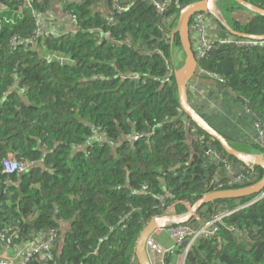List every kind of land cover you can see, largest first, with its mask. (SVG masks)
I'll return each mask as SVG.
<instances>
[{"label":"trees","instance_id":"obj_1","mask_svg":"<svg viewBox=\"0 0 264 264\" xmlns=\"http://www.w3.org/2000/svg\"><path fill=\"white\" fill-rule=\"evenodd\" d=\"M153 1L166 3L164 14L151 0H0L9 9L0 13V245L53 235L49 255L32 264H137L136 243L152 218L184 215L205 194L263 178L262 167L251 171L226 154L181 109L170 74L182 47L171 32L181 9L203 0ZM219 1L232 30L264 36V16ZM241 1L264 10V0ZM55 3L73 32L55 33L44 19ZM232 37L213 21L211 39ZM199 68L223 82L201 76L206 102L189 88L192 106L235 149L260 154L264 49L217 45ZM208 150L246 181L229 186ZM8 156L32 166L8 174ZM220 216L215 237L197 238L185 264H264V192L210 202L184 225L197 231Z\"/></svg>","mask_w":264,"mask_h":264},{"label":"water","instance_id":"obj_2","mask_svg":"<svg viewBox=\"0 0 264 264\" xmlns=\"http://www.w3.org/2000/svg\"><path fill=\"white\" fill-rule=\"evenodd\" d=\"M217 1L218 0H203L189 4L186 7L182 8L180 11V15L176 27L171 32L172 43H174L176 41V37H178L181 43L182 50L185 55L184 64L180 68H177L174 72V75L172 76L175 77L176 86L179 94L180 106L182 111L189 118L190 122H192L198 129L204 131L212 139L218 142L226 154L238 160L239 162H241L242 164H244L245 166H247L252 170L256 166H260L264 169V158L256 155L244 154L238 151L237 149H235L226 140L224 136H222L219 132H217L214 128H212V126L197 112V110L192 106V104L189 101L188 90L190 88V84L192 80L194 79L197 73L199 66V62L196 57L192 43V32H191L192 18L196 13H200V12L213 13L214 6ZM236 1L244 5L247 8V10H249L252 14L264 16V10L246 4L241 0H236ZM217 19L231 34H233L236 37L252 39V40H264V36H251L248 34H240L232 30L228 26V24L222 19H219L218 17ZM263 192H264V175L263 178L257 184L251 186H246L238 189L214 191L205 194L184 215L181 216L164 215V216H158L152 218L140 233V236L136 243L135 255H136L137 264H152L148 250V241L156 232L160 230H165L171 225H184L192 217L196 216L198 211L203 206H205L210 202H214L216 200L236 199L246 196L259 195Z\"/></svg>","mask_w":264,"mask_h":264},{"label":"built area","instance_id":"obj_3","mask_svg":"<svg viewBox=\"0 0 264 264\" xmlns=\"http://www.w3.org/2000/svg\"><path fill=\"white\" fill-rule=\"evenodd\" d=\"M23 1L25 2V4H27L30 7V3L28 2V0H23ZM151 1L156 6L158 12L160 14H164V12L167 9L166 3H160L153 0ZM217 17L219 19H222L219 16V14L216 11H214L213 13H209V12L196 13L192 18V22H191L192 43L199 63L202 60H204L208 55V53L211 50H213V48H215L217 45L228 46V47H239L246 50H254L257 48L264 49V40H252V39H245L239 37L211 39L210 38L211 28L213 25V21L214 20L218 21ZM39 34L40 36H42L44 32H39ZM174 72L175 71L172 68V72L170 74L171 78L174 75ZM201 76H206L207 78H211L223 82V80L217 77L215 74L201 70L198 66V70L194 77V81H192L193 82L192 85L194 86V88H196L197 84L201 82ZM256 127L258 128L261 135L260 145L262 148V152L260 154H256V156L264 158V132L261 126L257 125ZM207 154L217 162H220L224 170L227 172V174L232 177L231 180L227 183L229 186L238 185L246 181L244 175H239V176L233 175V168L230 162L228 161V159L221 158L218 153H214L211 150H208ZM31 166L32 164L21 163L15 160L12 156H8L3 161L4 171L8 174L24 173ZM250 170L253 171L254 169L253 170L250 169ZM221 218H222L221 216L217 217L216 219L212 220L210 223H208L207 225H205L204 227H202L197 231H192L188 226L185 225L169 226L165 230L168 231V235L173 241V245L170 247H165L162 244L158 243L153 238L154 236L153 235L148 241V250H149V254H151L150 259L152 264H168L166 261L167 256L174 253L176 250L187 244L183 252L177 257L176 261L174 262V264H185L187 253L191 245L195 242L197 238L215 237L214 235H216L218 232L217 225L218 222L221 221ZM4 239H5V233L3 231H0V240H4ZM53 241H54V236L51 235L46 242H41L38 245L34 244L32 248L30 247L29 250H27L21 256L8 254V251L6 250L5 246L0 245V264H32L35 258L38 255L42 254L43 252L46 253L47 256L49 255L48 252L53 244ZM151 251L153 252V254L151 253Z\"/></svg>","mask_w":264,"mask_h":264},{"label":"crops","instance_id":"obj_4","mask_svg":"<svg viewBox=\"0 0 264 264\" xmlns=\"http://www.w3.org/2000/svg\"><path fill=\"white\" fill-rule=\"evenodd\" d=\"M8 10L9 9H7L5 6H3L0 3V13L3 14L4 12H9ZM44 19L47 20V22L50 24L52 31L55 33L67 34V33L73 32L75 30L74 23L72 22L70 17L62 11L59 3H55L53 8L46 15H44ZM203 85L206 86L207 84L200 82L197 84L196 88H194L193 85L190 86L191 93H192L193 97L199 103H201V102L205 103L206 102L205 97L207 95H205L206 92H204ZM68 228H69V224H66V223L61 224V243L64 241V237L66 235ZM153 238L158 243L162 244L165 247H170L173 245V241L169 237L167 230H160V231L156 232L154 234ZM33 245H34V243H28V244H25L22 246H15L14 248H11V247L10 248L5 247V248L8 251V254L15 255V256H21L23 253H25L27 250H29L30 247L32 248ZM151 253L153 254L152 251H151ZM150 256H151V254H150Z\"/></svg>","mask_w":264,"mask_h":264},{"label":"rangeland","instance_id":"obj_5","mask_svg":"<svg viewBox=\"0 0 264 264\" xmlns=\"http://www.w3.org/2000/svg\"><path fill=\"white\" fill-rule=\"evenodd\" d=\"M219 0L215 3V6H214V11H216L219 16L222 18L223 21L227 22L225 20V15L223 13V11L221 10V8L219 7ZM251 15L248 11H241L240 14H238L237 16H239L240 18H242L243 15ZM176 62H177V65H178V68H180L184 62H185V55H184V52L183 50H180L178 49L177 50V53H176ZM262 150V149H261ZM249 155V154H248ZM252 155H255V154H252ZM167 215L169 216H177V215H174V214H170V213H167Z\"/></svg>","mask_w":264,"mask_h":264}]
</instances>
